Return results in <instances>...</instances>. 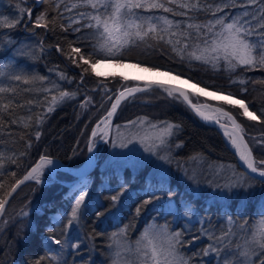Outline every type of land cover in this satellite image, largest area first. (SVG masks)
<instances>
[{
  "label": "snow or ice",
  "instance_id": "obj_1",
  "mask_svg": "<svg viewBox=\"0 0 264 264\" xmlns=\"http://www.w3.org/2000/svg\"><path fill=\"white\" fill-rule=\"evenodd\" d=\"M37 3L46 7L34 19L32 9L22 7L19 3L16 4L18 14L11 17L0 14V46L8 47L16 43L11 32L3 30L15 29L22 22L25 27L31 25L29 31L33 36L40 35L36 32L37 29H43L45 36L49 32L55 36L58 26L63 32H68L71 28L73 33L88 29L90 31L85 36H76L75 40H68L65 36L63 39L67 40L66 47L61 43L49 45L81 69V82L85 74L100 77L102 74L97 71L98 65L117 63L122 66V62L128 61L133 48L141 44L152 47L149 41H154L157 45L163 42L170 46L181 61L187 58L189 63L197 61L217 71L221 68L229 74L236 73L238 69L243 72L264 71V0H76L70 6L65 0H37ZM234 7L241 11L235 14L225 12V9ZM73 9L80 10L75 15H65L72 13ZM199 13H210L211 18L198 23ZM164 14H170L171 18ZM65 20L68 21L67 25L63 23ZM73 24L79 27L73 28ZM85 40L88 43H84ZM17 51L21 56L35 58L37 52H45V41L41 38L35 48H19ZM131 66L143 68L147 72H163L175 80H182L190 88L196 89V92L190 93L184 87L163 82L146 83L143 87L123 86L118 94L108 96V100L112 101L111 107L92 128L87 146L89 153L93 152L99 137L104 143L111 140L114 148H127L129 144L139 143L144 152L169 162L167 156L161 153L178 134L180 125L168 121L152 122L147 117H138L123 126L117 125L115 135L112 133V118L122 101L136 93L156 88L166 94L167 98L187 104L202 120L219 125L231 148L235 150V155L247 169V172L237 173L233 168L231 178L223 184L215 182L216 188L226 191L228 198H231L240 191L248 194L254 187L250 183L254 177L250 174L264 178V158L257 159L253 155V150L245 139V130L237 118L223 106H213L199 100L200 96L222 100L225 105L238 106L249 121L264 124V104L257 109L251 102L246 103L244 94L248 89L244 85L249 82L248 79H232L229 76L228 88L235 84L242 86L237 94L225 90L223 86L208 85L193 80L184 73H174L169 68L162 69L155 64L144 66L139 59L132 62ZM57 75L59 80L67 79L58 68ZM121 79L128 81L130 78L123 76ZM251 83L264 85V78L251 80ZM49 84L51 87L47 86ZM54 90L58 95L52 94ZM40 95L44 96L43 101L39 99ZM193 96L196 97L195 102ZM74 98L75 93L63 90L59 81H51L45 76L27 71L15 57L0 62V220L3 224L8 222L5 218L6 206L13 193L27 181L40 185L45 169L51 171L53 161L46 155H41L39 161L22 177H18L17 172L8 166L19 165L22 158L27 156L32 147L33 132L35 139H40V126L46 114L52 112L56 104ZM90 101V97L86 98L81 103V108L86 109ZM256 143L264 145V139L256 140ZM20 146L24 151L18 150ZM224 171L222 165L216 170V175H222ZM191 178L195 179L194 176ZM160 191H163V183ZM122 194L117 192L111 195L108 207L103 212H96L97 218L117 208ZM176 194L171 187L168 188L170 197ZM88 195L87 184L84 183L78 189V194L72 197L74 203L70 212L54 219L48 229L53 234L44 238L46 248L34 260V264H68L66 253L69 250L76 253L80 249V238L72 237L70 231L74 224L79 225L83 216L82 207ZM152 198H158L155 191L150 193L149 199L136 207L137 217L143 207L151 203ZM112 214L115 215L114 212ZM17 215L23 220L29 217V211L21 209ZM183 215L193 216L190 202L185 204ZM258 216L259 219L250 224L239 214L236 217L228 215L227 228H221L219 234L203 227V221L199 234L190 231L186 233L183 229L172 230L167 223H152L134 240L129 235L131 225H125L109 237L110 264H201L203 258L208 256L214 258L215 264H264V211L258 213ZM206 223L211 224V220ZM186 234L190 239H185ZM205 237L207 243L189 256V245ZM88 239L92 240L93 237L90 235ZM193 257L199 259L194 260Z\"/></svg>",
  "mask_w": 264,
  "mask_h": 264
},
{
  "label": "trees",
  "instance_id": "obj_2",
  "mask_svg": "<svg viewBox=\"0 0 264 264\" xmlns=\"http://www.w3.org/2000/svg\"><path fill=\"white\" fill-rule=\"evenodd\" d=\"M65 2L70 6L76 0H65ZM18 3L22 7L32 9L33 19L46 7L38 4L37 0H0V14L10 17L18 14L16 8ZM79 10L73 9L72 13H65V15H75ZM238 11L241 9L236 7L225 9V12L232 14ZM164 15H169L171 18L170 14ZM210 18V13H199L196 22L201 23ZM175 19L183 18L175 17ZM59 23L58 21V25ZM63 23L67 25L68 21L65 20ZM72 27H79V25L73 24ZM30 28V24L25 27L22 22L15 29L3 30L11 32L16 43L8 47L0 46V62L15 57L21 67L27 71L45 76L51 81H59L63 90L75 93V98L65 99L56 104L52 112L46 114L40 126V139L37 141L33 132L32 147L28 150L27 156L22 158L19 165L8 166L17 172L18 177H22L41 155L59 159L70 168L81 167L87 157L88 140L92 128L111 107L112 101L108 100V96L112 93L118 94L123 86L132 84V82L123 81L119 75L97 77L94 74H85L81 82V69L71 64L65 56L56 51L55 47H49L56 43L66 47L67 40L63 39L65 36L68 40H75L76 36H85L90 30L84 29L81 33H73L69 28L68 32H63L58 26L55 36L51 32L45 36L43 29H37L36 32L40 35L33 36L29 31ZM41 38L45 41L43 54L37 52L35 58H30L21 56L17 51L19 48H35ZM149 42L152 43V47L141 44L133 48L127 62L132 63L139 59L144 66L155 64L162 69L169 68L174 73L181 72L191 76L193 80L217 87L223 86L225 90L237 94L242 86L235 84L228 88L229 76L231 75L232 79L245 78L249 81L244 85L248 89L244 94L246 103L251 102L257 109L264 104V85L251 83V80L264 78V71L243 72L238 69L232 74L225 72L223 68L217 71L197 61L189 63L187 58L181 61L171 47L163 42L158 45L154 41ZM84 43H88V40ZM57 68L64 73L66 80H59ZM47 86L51 87L50 84ZM52 94L58 95V92L54 90ZM88 97L91 98L90 103L86 109L81 108V103ZM39 99L43 101L44 96L40 95ZM48 102H51L50 97ZM209 102L223 106L237 118L245 130V139L252 148L253 155L257 159L264 158V145L256 143V140L264 139V124L249 121L242 115L238 106L225 105L223 102ZM102 104L103 107H101ZM36 110L42 111V109ZM138 117H147L152 122L168 121L180 125L178 134L171 139L167 148L169 162L165 164V176L150 175L153 161L146 162L137 172H132L128 167H124L119 173L102 168L111 140L107 146L96 149L98 163L93 172L80 181L81 185L76 188L77 190L67 185L75 180L71 174L58 170L52 177L45 170V176L42 179L49 183L36 185L32 181L27 182L7 207L5 213L7 224H3L0 220V264H34V260L42 255L46 248L44 238L53 234L48 231L54 223L52 214L61 215L70 212L74 203L72 197L78 194V189L84 183L87 184L89 195L82 207L83 216L79 225L74 224L70 231L72 237L80 238V249L76 253H72L71 250L66 253L68 264H73V261L75 264H89V262L90 264H110L109 237L125 225H131L129 235L134 240L151 223L161 225L167 223L172 230L183 229L186 233L190 231L199 234L203 221L205 222L203 227L219 234L221 228H227L228 215L236 217L239 214L250 224L259 219L258 213L264 211V183L260 180L254 178L250 181L254 187L248 194L240 191L238 195H233L231 198H228L227 192L221 195V189L214 186L215 182L223 184L225 180L231 178L233 168L237 173L246 172L222 134L200 122L183 102L167 98L166 94L156 88L137 93L122 102L113 120V136L117 125L137 120ZM253 137L256 139H252ZM177 145L180 146L177 147ZM18 150L24 151L22 146ZM222 165L225 168L224 173L216 175L215 168ZM229 166L232 167L229 168ZM192 172L195 179L191 178ZM161 183H163V191H160ZM169 187L177 194L170 197ZM213 187L216 190L211 192ZM152 191L156 192L158 198H152L151 203L145 205L137 217L136 207L145 199H149ZM117 192L123 193L117 208L97 218L96 212H103L110 204L109 197ZM189 202L192 205L193 216L185 217L183 215L185 204ZM33 204L39 206L43 213H32L31 226H29V220L26 218L22 220L17 213ZM25 205H27L26 208ZM113 212L115 215L112 214ZM208 220H211V224L206 223ZM90 235L93 237L92 240L88 239ZM185 239H190V236L186 234ZM73 242L76 241L73 240ZM206 243V237L195 241L189 245L187 254L191 256L192 252H198ZM193 259L199 258L193 257ZM201 264H215V260L212 256L204 257Z\"/></svg>",
  "mask_w": 264,
  "mask_h": 264
},
{
  "label": "rangeland",
  "instance_id": "obj_3",
  "mask_svg": "<svg viewBox=\"0 0 264 264\" xmlns=\"http://www.w3.org/2000/svg\"><path fill=\"white\" fill-rule=\"evenodd\" d=\"M125 63H128V62H125ZM125 63H122V65L125 64ZM113 64L121 65V64H117V63H113ZM98 72H100V71H98ZM100 73L102 74L101 75L102 77L115 76V75H119L120 77L124 76L123 74L117 73V72H109V73L100 72ZM125 82H127V81H125ZM128 82H130V81H128ZM132 84L134 85V84H144V83L141 82V81H137V82H132ZM132 84L130 86H132ZM190 93H195V92L194 91H190ZM195 100H196V97L193 96V101L195 102ZM199 100L202 103L203 102H207L208 104H211L209 101H212V102H223L222 100L209 99L208 97H205V96H200ZM211 105L217 106L215 104H211ZM125 124H127V123H125ZM125 124H121L120 126H123ZM112 127H113V125H112ZM121 130H123V128ZM96 142H98V144L96 146V149L98 147H101V149H102L103 146H107L108 145V143H104L103 140H100L99 137L97 138ZM167 152H168L167 149H165V150L162 151L161 154L162 155H166L168 157V153ZM87 155H88V153H87ZM148 161H153V169H152V172L150 174L151 176H158V177L165 176V174H166V170H165L166 162L164 160L158 159L156 156H152L149 153L144 152L143 148L140 146L139 143L129 144L127 148H120V147H115L114 148L112 146H109L108 155H107V157L105 158V160L103 162V167L102 168H106L107 170H109L111 172L119 173L124 167H128V168H130L132 170V172H137ZM240 162L241 161H239V164H240ZM96 163H97V157H96ZM241 164H240V166L243 168V166ZM82 167H84L83 164L79 168H76V169L75 168H70V169H72L73 172L75 173L77 170L81 169ZM219 168L220 167L215 168L214 172H216V170L219 169ZM45 170H47L50 173V175L53 177L54 173L56 171L60 170V169L58 167L57 169H54V170H51V171H49V169H45ZM194 173H196V171H194ZM191 175L193 177V172H192ZM83 180L84 179H82L80 181H83ZM80 181L76 182L74 180L73 183L67 184V185H69V187H71V188H75V190H76V188H78V186L81 185ZM42 183L43 184H48L49 181L42 179ZM215 190H216V188L213 187L211 192H214ZM220 193H221V195H223V194L226 193V191L221 190ZM26 210L29 211V217L26 218L29 221H32V219H31V214L32 213H36V214H42L43 213L42 210L40 209V207L37 206L36 204L31 205ZM59 215L60 214H52V218L55 219ZM53 247H55V246H53Z\"/></svg>",
  "mask_w": 264,
  "mask_h": 264
},
{
  "label": "bare ground",
  "instance_id": "obj_4",
  "mask_svg": "<svg viewBox=\"0 0 264 264\" xmlns=\"http://www.w3.org/2000/svg\"><path fill=\"white\" fill-rule=\"evenodd\" d=\"M97 70L102 72V73H109V72L121 73L124 76L129 77L131 81L133 80L134 82H137V81L143 82L144 83L143 85H145L146 83H151V82H163V83L176 84V85H179L181 87L188 89L189 91L196 92V89L190 88V86L187 84H184L182 80H175V79H173V77L163 74V72H159V73L147 72V71H144L143 68H134L131 66V63H125L122 66L121 65H115L113 63H105L102 65H98ZM220 133L223 135L226 143L229 146L230 144L228 143L227 138L224 136L222 129L220 130ZM229 147H231V145ZM232 151L235 152L234 149H232ZM92 160H93V155H92V153H90L89 161L92 162ZM52 161H53V166H50L51 170L57 169L58 168L57 163L54 160H52ZM241 163L242 162H240V164ZM241 165L243 166V164H241ZM243 168H245V167L243 166ZM70 170L73 171L72 169H70ZM83 171H84V167L77 170L75 173H82ZM54 214H59V213H54ZM53 220H54V218H53Z\"/></svg>",
  "mask_w": 264,
  "mask_h": 264
},
{
  "label": "water",
  "instance_id": "obj_5",
  "mask_svg": "<svg viewBox=\"0 0 264 264\" xmlns=\"http://www.w3.org/2000/svg\"><path fill=\"white\" fill-rule=\"evenodd\" d=\"M128 81H130V82H134L133 80L131 81L130 79L128 80ZM165 84H170V83H165ZM133 87H135V86H141V87H143L144 85L143 84H134V85H132ZM148 91V90H147ZM137 94V93H136ZM135 95V94H134ZM125 101V100H124ZM123 102V101H122ZM122 104V103H121ZM185 104V103H184ZM186 106H187V108L192 112V114L200 121V122H202L203 124H205V125H208V126H210V127H213L214 129H216L219 133H220V127H219V125H217V124H215L214 122H208V121H204V120H202L200 117H198L192 110H191V108L190 107H188V105L187 104H185ZM120 107V106H119ZM118 110V109H117ZM106 115V114H105ZM114 117H115V115L113 116V118H112V123H113V120H114ZM221 134V133H220ZM99 142V141H98ZM98 142H96V144H95V146H94V149H93V152H92V155H93V160H92V162H90L89 161V155H90V153L88 152V155H87V158L85 159V162H84V171L82 172V173H74L73 171H71L61 160H59V159H56V158H50V159H52V160H54L56 163H57V165H58V167H59V169L60 170H62V171H65V172H67V173H69V174H71V175H73L75 178H76V182L77 181H79V180H82V179H84L90 172H92L93 171V169L95 168V166H96V157H95V149H96V146H97V144H98ZM40 158V157H39ZM39 161V159L36 161V162H38ZM34 166V165H33ZM246 172H247V169L246 168H243ZM26 174V173H25ZM250 175H252L254 178H256V179H258V180H260V181H262V180H264V178H261V177H259V176H257V175H255V174H250ZM27 182H29V181H27ZM27 182H25V184L27 183ZM25 184H23V185H21V187L19 188V189H17V191L15 192V193H13V196L10 198V200H9V203H10V201L12 200V198L16 195V193L25 185ZM73 190H75V188H73ZM6 207H8V206H6Z\"/></svg>",
  "mask_w": 264,
  "mask_h": 264
}]
</instances>
